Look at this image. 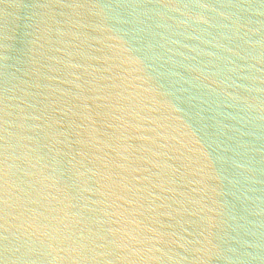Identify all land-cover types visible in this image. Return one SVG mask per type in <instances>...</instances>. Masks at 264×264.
Returning <instances> with one entry per match:
<instances>
[{
  "label": "water",
  "instance_id": "1",
  "mask_svg": "<svg viewBox=\"0 0 264 264\" xmlns=\"http://www.w3.org/2000/svg\"><path fill=\"white\" fill-rule=\"evenodd\" d=\"M0 264H264V0H0Z\"/></svg>",
  "mask_w": 264,
  "mask_h": 264
}]
</instances>
